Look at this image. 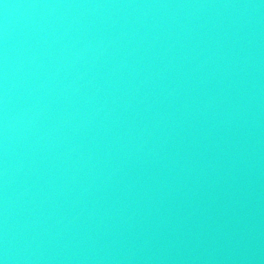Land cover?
<instances>
[{"label":"water","instance_id":"obj_1","mask_svg":"<svg viewBox=\"0 0 264 264\" xmlns=\"http://www.w3.org/2000/svg\"><path fill=\"white\" fill-rule=\"evenodd\" d=\"M0 264H264V0H0Z\"/></svg>","mask_w":264,"mask_h":264}]
</instances>
